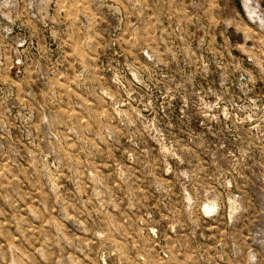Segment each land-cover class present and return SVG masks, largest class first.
<instances>
[{"label":"rangeland","instance_id":"1","mask_svg":"<svg viewBox=\"0 0 264 264\" xmlns=\"http://www.w3.org/2000/svg\"><path fill=\"white\" fill-rule=\"evenodd\" d=\"M0 264H264V0H0Z\"/></svg>","mask_w":264,"mask_h":264}]
</instances>
